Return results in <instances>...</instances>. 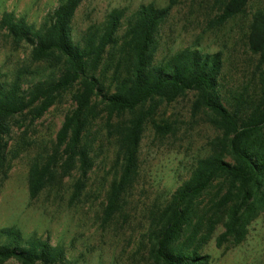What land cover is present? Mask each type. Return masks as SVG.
I'll return each mask as SVG.
<instances>
[{
  "label": "rangeland",
  "instance_id": "rangeland-1",
  "mask_svg": "<svg viewBox=\"0 0 264 264\" xmlns=\"http://www.w3.org/2000/svg\"><path fill=\"white\" fill-rule=\"evenodd\" d=\"M61 0H0V18L6 12L39 27L43 18ZM225 0H178L159 23L153 56L166 60L177 51L192 47L203 53H218L221 60L220 92L232 112L245 116L260 99L257 55L247 46L252 13L264 8V0H250L244 11L223 24H215ZM153 2L165 6L167 0H82L72 22L74 40L80 41L93 26L103 27L113 10L121 13L115 33L116 44L109 45L100 59V79L111 89L116 71L126 70L124 35L141 5ZM31 44L16 42L0 29V79L12 80L18 74L24 85L56 78L58 70L47 62L31 58ZM75 87L61 91L54 104L40 117L30 109L1 121L0 130V229L15 227L24 239L42 238L63 250L62 264H158L149 254V211L167 203L171 193L188 177L196 160L216 149L222 131L214 124L211 110L195 106L197 92L188 90L172 102L158 97L140 107L108 118L104 103L85 132L81 146L88 151L91 166L84 173L79 162L65 171L64 158L55 154L57 133L67 113L74 107ZM147 113L138 148L137 173L123 192L120 209L104 223L101 219L110 183L120 174L115 126L127 124L141 112ZM153 122L170 124L167 133H158ZM59 150V151H58ZM0 156V157H1ZM35 158L53 159L38 195L31 198L28 172ZM83 182L73 197L75 184ZM217 182L198 198L200 208L217 198ZM220 196V194H219ZM223 230L218 223L200 251L212 264H264V207L248 225L244 240L216 245ZM2 264H21L11 258Z\"/></svg>",
  "mask_w": 264,
  "mask_h": 264
},
{
  "label": "trees",
  "instance_id": "trees-1",
  "mask_svg": "<svg viewBox=\"0 0 264 264\" xmlns=\"http://www.w3.org/2000/svg\"><path fill=\"white\" fill-rule=\"evenodd\" d=\"M250 0H225L214 18L215 24L242 13ZM82 0H61L43 18L39 27L27 24L12 12L0 18V29L16 42L31 44V58L47 62L58 70L56 78L24 85L20 74L12 80L0 79L1 122L30 109L33 118L52 106L61 91L75 87L74 107L63 119L57 133L55 154L64 160L69 172L79 162L84 171L91 166L82 138L96 118L98 104L104 103L108 118L113 113L132 111L158 97L172 102L188 90L197 92L195 106L212 111L214 124L222 131L213 153L196 160L188 177L171 193L167 203L149 211V254L158 264H212L200 247L222 223L216 245H237L248 231V225L259 208L264 207V8L252 13L248 26L247 46L257 55L260 99L245 116L232 112L220 92L221 60L217 53H203L185 47L166 60L153 56L155 33L159 23L178 0H167L165 6L153 2L141 5L124 35L126 70L116 71L111 89L100 79V59L109 45L116 44L115 33L121 13L113 10L103 27H90L80 41L72 35V22ZM149 111L141 112L127 124L115 126L117 161L120 174L110 183L101 219L109 222L120 209L123 192L137 173L138 148ZM158 133L171 130L170 124L153 122ZM0 154L1 151H0ZM1 156V155H0ZM0 157V166H4ZM53 159L40 162L35 158L28 172L31 198L38 195L45 177L51 173ZM217 182L218 196L211 206L200 208L198 198ZM83 182L75 184L76 197ZM21 264H62L63 250L42 238L24 239L13 226L0 229V264L8 259Z\"/></svg>",
  "mask_w": 264,
  "mask_h": 264
}]
</instances>
